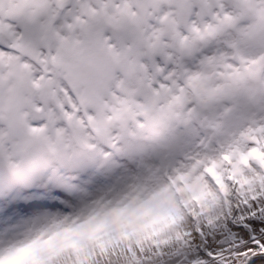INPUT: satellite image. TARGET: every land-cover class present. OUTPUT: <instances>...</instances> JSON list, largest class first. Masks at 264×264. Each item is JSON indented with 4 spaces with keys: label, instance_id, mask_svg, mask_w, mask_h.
<instances>
[{
    "label": "snow or ice",
    "instance_id": "snow-or-ice-1",
    "mask_svg": "<svg viewBox=\"0 0 264 264\" xmlns=\"http://www.w3.org/2000/svg\"><path fill=\"white\" fill-rule=\"evenodd\" d=\"M0 264H264V0H0Z\"/></svg>",
    "mask_w": 264,
    "mask_h": 264
}]
</instances>
